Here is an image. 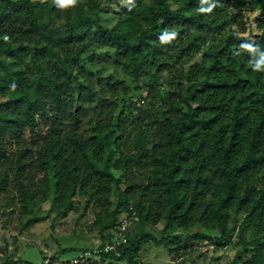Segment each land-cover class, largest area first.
I'll return each mask as SVG.
<instances>
[{
	"label": "trees",
	"instance_id": "obj_1",
	"mask_svg": "<svg viewBox=\"0 0 264 264\" xmlns=\"http://www.w3.org/2000/svg\"><path fill=\"white\" fill-rule=\"evenodd\" d=\"M79 205L99 245L46 264L146 243L264 264V0H0V227Z\"/></svg>",
	"mask_w": 264,
	"mask_h": 264
},
{
	"label": "rangeland",
	"instance_id": "obj_2",
	"mask_svg": "<svg viewBox=\"0 0 264 264\" xmlns=\"http://www.w3.org/2000/svg\"><path fill=\"white\" fill-rule=\"evenodd\" d=\"M130 88L132 90V85ZM131 96L134 98L136 95ZM110 201L113 206L114 191L110 193ZM93 224L94 215L91 210L89 208L83 210L82 205H79L78 210L69 212L63 218L55 219L54 213L51 212L48 217L21 233L11 226L5 229L0 227V264H26L20 261L46 264L47 258L62 249H80L97 245L98 227ZM163 225L164 222L160 221L156 225L147 226V229L158 235ZM131 228L136 229V226L133 225ZM201 249L202 247L198 246L190 252L188 249L169 251L162 246L146 243L141 246L139 256L141 264H228L234 259L236 252L234 248L227 246L200 256ZM73 254L74 251H68L61 255V258L69 259Z\"/></svg>",
	"mask_w": 264,
	"mask_h": 264
},
{
	"label": "built area",
	"instance_id": "obj_3",
	"mask_svg": "<svg viewBox=\"0 0 264 264\" xmlns=\"http://www.w3.org/2000/svg\"><path fill=\"white\" fill-rule=\"evenodd\" d=\"M137 221V217L134 212L129 215L122 217L118 220L117 224L111 231L108 241L103 245V251H114L119 245L126 243L127 236L126 232L131 226ZM90 252H79L77 256L70 260V264H77L79 261L84 260L85 257L89 256Z\"/></svg>",
	"mask_w": 264,
	"mask_h": 264
},
{
	"label": "clouds",
	"instance_id": "obj_4",
	"mask_svg": "<svg viewBox=\"0 0 264 264\" xmlns=\"http://www.w3.org/2000/svg\"><path fill=\"white\" fill-rule=\"evenodd\" d=\"M57 4H59L61 7H64L65 5L68 4H74L75 0H55Z\"/></svg>",
	"mask_w": 264,
	"mask_h": 264
}]
</instances>
